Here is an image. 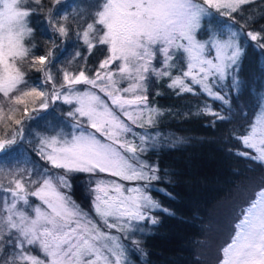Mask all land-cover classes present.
<instances>
[{
  "label": "snow or ice",
  "instance_id": "6c2138e0",
  "mask_svg": "<svg viewBox=\"0 0 264 264\" xmlns=\"http://www.w3.org/2000/svg\"><path fill=\"white\" fill-rule=\"evenodd\" d=\"M259 3L258 12L257 0H95L85 22L75 0H0V264H133L145 254L137 237L161 223L155 213L175 215L152 194L174 199L155 187L162 169L146 154L188 142L161 134V118L231 122L247 46L264 53ZM34 23L49 40L37 43ZM70 42L78 47L68 51ZM161 83L206 99L192 112L165 111L149 99ZM260 101L232 135L236 155L264 163ZM80 174L91 212L71 195ZM240 217L218 264H264V188Z\"/></svg>",
  "mask_w": 264,
  "mask_h": 264
},
{
  "label": "trees",
  "instance_id": "16d2710c",
  "mask_svg": "<svg viewBox=\"0 0 264 264\" xmlns=\"http://www.w3.org/2000/svg\"><path fill=\"white\" fill-rule=\"evenodd\" d=\"M75 2L84 8L85 22H89V14L94 10L95 0H75ZM251 7L256 8L258 12L262 11L259 0ZM79 10L77 8V11ZM260 24H264V18H259L255 27L258 28ZM32 26L36 30L38 44L49 40V34L42 33L35 23ZM77 47L74 42L67 44L68 51ZM101 56L102 52L97 50L89 60L91 62ZM239 79L244 84L238 96L232 98L234 112L231 114L230 123L217 122L211 127L209 122L213 118L209 116H192L190 119H185L180 115L166 114L161 118L159 127L161 134L166 136L176 134L188 140L186 144L175 148L161 144L146 154L149 161H158L162 169V180L154 182L155 187L166 188L174 199L157 191H153L152 194L175 215L155 213L161 223L150 227L145 235L139 236L143 241L141 246L145 254H132L130 258L134 264H195L193 262L198 261L196 245H200L204 240L199 230L208 226L206 221L208 210L221 196L226 197L231 192L229 197L235 198L232 213L228 218V225L223 228L224 232L220 236L218 246L215 243L214 253L217 255L219 252L217 259L220 260L219 245L230 242L234 233V224L241 218V209L247 207L256 198V193L264 188V165L236 155L235 150L240 149L241 145L232 135L234 130L237 135L245 131L246 126L259 112L257 105L261 102L260 97L264 96V53L251 44L247 46L246 54L242 59ZM160 85L162 95L156 97L150 95L149 99L154 100L165 111L172 109L176 113L192 112L206 99L204 96L191 94L177 97L162 83ZM208 103L213 107L219 104L218 101L211 100H208ZM37 128L41 130L40 126ZM166 173L171 184L164 183L163 178ZM244 178L249 180L248 188L240 194L239 190L235 189L240 187ZM71 183L72 197L81 207L90 210L91 200L85 188L84 176L76 175ZM237 183L238 186L235 187Z\"/></svg>",
  "mask_w": 264,
  "mask_h": 264
},
{
  "label": "rangeland",
  "instance_id": "374dc122",
  "mask_svg": "<svg viewBox=\"0 0 264 264\" xmlns=\"http://www.w3.org/2000/svg\"><path fill=\"white\" fill-rule=\"evenodd\" d=\"M33 75H35V74H33ZM152 90L162 92V86L159 85V87H157L156 85H153ZM155 104H157V103H155ZM66 110H67L66 107H63L60 109V111H66ZM56 118H57V114L54 112V114L47 115L46 120L51 122L52 124H55ZM45 122H46L45 119H38L36 122L33 123L32 127L35 130L39 131L37 127L40 126V128L42 129ZM250 151H253V150H250ZM260 164L264 165V163H260ZM248 181L249 180L247 178H244L243 183H241L240 187L236 188L235 190L236 191L239 190L240 194L245 192L248 188V184H247V183H249ZM236 186H238V183L235 185V187ZM230 195H231V192L226 197L221 196L220 199L213 204L214 206H212L210 208V210H208L209 212H208L207 219H206V221L208 222L207 223L208 226L207 227L205 226L204 229L199 230V234L202 236V238L204 236V240L200 243V245L195 244L197 247L198 261L197 262L195 261L193 263H195V264H212V263L218 264L219 258L217 259V256H218L219 252L217 253V255H216V253H214L215 252V243L218 246L220 236L224 232L223 228L224 227L226 228V226L228 225V218H229L230 214L232 213V206L235 202V198L229 197ZM33 201L35 202V198H33ZM77 204L79 205L78 202H77ZM83 209L86 212H91V207H90V210L85 209V208H83ZM137 238L139 239V236ZM195 241H198V240H195ZM224 245L220 244L219 245V246H221L220 249H222V247ZM217 246H216V250H217ZM32 251L34 254L39 255L38 250H36L35 248L32 249ZM214 256H215V259H214ZM216 259H217V262H216Z\"/></svg>",
  "mask_w": 264,
  "mask_h": 264
}]
</instances>
